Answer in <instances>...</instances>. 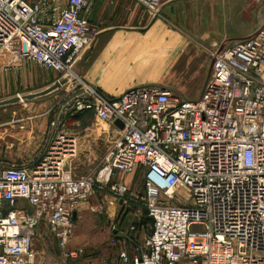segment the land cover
I'll list each match as a JSON object with an SVG mask.
<instances>
[{
  "label": "built area",
  "instance_id": "1",
  "mask_svg": "<svg viewBox=\"0 0 264 264\" xmlns=\"http://www.w3.org/2000/svg\"><path fill=\"white\" fill-rule=\"evenodd\" d=\"M135 1L151 16L161 6ZM89 15L90 0H0V64L34 61L58 71L67 78L58 83L64 101L86 92L64 111L92 113L107 126L112 145L97 182L115 200L131 194L122 175L142 170L151 231L119 253L120 263L264 264V23L213 55L199 97L189 100L155 83L109 96L82 80L74 65L97 34ZM58 124L50 122L31 164H0V264H43L32 247L41 223L63 250L55 264L82 254L67 244L73 213L96 179L73 174L76 138Z\"/></svg>",
  "mask_w": 264,
  "mask_h": 264
},
{
  "label": "rangeland",
  "instance_id": "2",
  "mask_svg": "<svg viewBox=\"0 0 264 264\" xmlns=\"http://www.w3.org/2000/svg\"><path fill=\"white\" fill-rule=\"evenodd\" d=\"M180 11L181 18H176L175 15L174 19L171 15L169 21L188 40L189 51H196L200 59L207 60V64L203 69L194 66L192 70H188V73L183 72L181 89L176 86L174 92L183 94L186 99L195 100L200 95L210 61L220 45L223 44L224 49L237 38L251 35L264 23V0H204L187 3L181 6ZM226 19L229 20L227 24H216L217 21ZM29 63L39 65L34 61ZM8 82L1 89L0 98L15 95L19 91L18 88H14L11 80ZM16 83L19 87L18 80ZM52 99L46 100L47 108L51 105ZM58 107V104L55 105L51 112L52 117L56 116ZM36 113L34 103L22 100L1 107L0 121L19 119ZM81 115L73 114L74 117L60 121L57 127L76 138V155L71 161L73 174L96 179L89 195L77 207L78 214L74 220L73 235L67 248L82 249V254L71 263L121 264L119 253L123 250L131 251L134 245L141 243L151 231V221L141 203L144 195L143 173L142 170H138L128 176L122 175L123 180L128 181L130 185L131 194L126 202L119 203L115 200L108 190V185L97 182V179L100 180L99 171L108 161L112 137L107 134L106 125L101 122L93 124L92 113H81ZM20 158L24 159L26 155L4 153L0 146V160L19 161ZM106 172L107 170L103 169L100 174ZM115 176H111L112 179ZM32 247L43 264L59 263L62 259L63 250L58 247L56 240L50 236L43 223L36 230Z\"/></svg>",
  "mask_w": 264,
  "mask_h": 264
},
{
  "label": "crops",
  "instance_id": "3",
  "mask_svg": "<svg viewBox=\"0 0 264 264\" xmlns=\"http://www.w3.org/2000/svg\"><path fill=\"white\" fill-rule=\"evenodd\" d=\"M199 1L204 0H161L158 13L151 16L135 0H90L89 22L97 34L92 46L76 61V74L109 96L149 83L173 91L176 86L181 89L183 72L188 73L194 66L203 69L207 60L200 59L196 51H189L188 40L169 18L171 15L174 19L175 15L181 18V6ZM185 17L188 18L187 14ZM228 21L220 20L216 24H227ZM8 80L19 89L17 94L23 101L34 103L37 113L0 121L3 152L26 155L19 161L1 159L0 164L27 166L44 149L52 131L50 121L60 122L74 117L64 111L57 120L60 104L66 95L65 88L58 83L66 82L67 78L51 68L19 61L7 67L0 64V91L9 83ZM17 94L0 98V108L21 102ZM49 98L53 99L47 108L46 100ZM57 104V114L52 117L51 112ZM92 120L94 125L99 123L95 118ZM30 155L34 156L29 158ZM138 170L141 169L135 172Z\"/></svg>",
  "mask_w": 264,
  "mask_h": 264
},
{
  "label": "water",
  "instance_id": "4",
  "mask_svg": "<svg viewBox=\"0 0 264 264\" xmlns=\"http://www.w3.org/2000/svg\"><path fill=\"white\" fill-rule=\"evenodd\" d=\"M260 28V27H259ZM258 30V29H257ZM257 30L252 33L251 35H248V36H245V37H241V38H237V39H246V38H250L252 37L253 35H255V33L257 32ZM223 49V44L220 45V47L217 49V53H219L221 50ZM213 63H214V58L211 59L210 61V64H209V68H208V72H207V76H206V79H205V82L207 81V79L209 78L210 74H211V71H212V67H213ZM204 82V83H205ZM162 86V85H161ZM162 88H165L164 86H162ZM87 94L85 91H80V92H77L75 94H72L70 95L60 106L59 108V111H58V115H57V120L60 119V117L63 115L64 113V110L66 108H68L73 99L75 98H82V97H85ZM19 99V98H18ZM12 101H9V103H11ZM115 124L119 127V128H122V124L117 120L115 121ZM122 200H119V203H121ZM73 219H76V213H73Z\"/></svg>",
  "mask_w": 264,
  "mask_h": 264
},
{
  "label": "bare ground",
  "instance_id": "5",
  "mask_svg": "<svg viewBox=\"0 0 264 264\" xmlns=\"http://www.w3.org/2000/svg\"><path fill=\"white\" fill-rule=\"evenodd\" d=\"M104 175H106V174L105 173L99 174V178H102Z\"/></svg>",
  "mask_w": 264,
  "mask_h": 264
},
{
  "label": "trees",
  "instance_id": "6",
  "mask_svg": "<svg viewBox=\"0 0 264 264\" xmlns=\"http://www.w3.org/2000/svg\"><path fill=\"white\" fill-rule=\"evenodd\" d=\"M79 115H81V113H79ZM145 212H146V210H145ZM147 215V214H146ZM149 218V217H148ZM150 219V218H149ZM151 221V220H150Z\"/></svg>",
  "mask_w": 264,
  "mask_h": 264
}]
</instances>
